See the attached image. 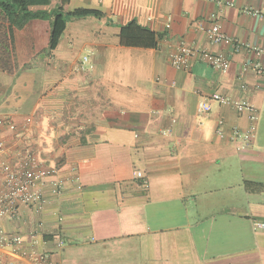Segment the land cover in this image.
Returning a JSON list of instances; mask_svg holds the SVG:
<instances>
[{
	"label": "crops",
	"instance_id": "1",
	"mask_svg": "<svg viewBox=\"0 0 264 264\" xmlns=\"http://www.w3.org/2000/svg\"><path fill=\"white\" fill-rule=\"evenodd\" d=\"M36 1L43 4L32 10L103 17L69 19L53 51L51 20L11 30L0 18V43L11 41L8 69L0 65V119L17 127L0 126V164L29 149L59 169L63 185L60 193L45 187L43 210L24 206L0 229L23 235L26 246L38 233L56 264H264V231L254 228L264 223V76L253 68L240 76L245 63L264 66V53L214 45L206 33L216 14L231 39L264 50V19L245 12L264 13V0ZM131 22L152 32L156 47L122 44ZM181 44L226 54L231 68L194 57L175 69ZM215 94L253 105L258 120ZM252 126L251 146L237 150L235 131Z\"/></svg>",
	"mask_w": 264,
	"mask_h": 264
},
{
	"label": "built area",
	"instance_id": "2",
	"mask_svg": "<svg viewBox=\"0 0 264 264\" xmlns=\"http://www.w3.org/2000/svg\"><path fill=\"white\" fill-rule=\"evenodd\" d=\"M219 5L227 3L226 0H217ZM245 12H251L259 15L264 19V13L246 9ZM211 26L206 30L208 40L214 45H220L230 41L233 43L234 51L241 52L248 50L256 55L262 56L264 50L254 47L249 43L238 42L231 39L224 31L221 22L216 14L210 17ZM170 21L167 28H170ZM201 29H203L201 27ZM198 57L200 61L208 64L216 71L226 73L231 68L230 58L223 53H211L186 44H181L176 52L171 56V64L175 69H186L189 61ZM89 58L83 59V65L88 63ZM253 68L259 76H264V66L260 62L252 65L243 64L240 76L243 77L247 71ZM85 69V68H83ZM212 100L221 105H232L241 113L249 112L252 114L253 121L258 120L257 110L248 103L234 102L222 95L215 94ZM211 111V105L203 102L199 105V112L207 115ZM32 118H28L24 131H29L32 124ZM6 125L11 131L16 132L17 127L9 120L0 119V126ZM219 125H223V121H219ZM255 126L245 133L235 131L232 141L237 150H246L251 146L255 136ZM218 134L223 136V132L218 130ZM5 150V142L0 136V151ZM59 169L49 166L45 161L35 154L32 150L27 149L14 164H0V220L16 221L20 218L21 208L24 206L34 207L37 211L43 210L47 200L44 192L45 187L50 185L55 192L62 191V182L58 179ZM139 176H142L139 173ZM254 228L258 231H264L263 222H254ZM30 244L26 246L25 237L21 234L9 233L0 229V264H56L52 260V254L39 249L38 233H32L30 236ZM64 241H58L55 244L57 251H61Z\"/></svg>",
	"mask_w": 264,
	"mask_h": 264
},
{
	"label": "trees",
	"instance_id": "3",
	"mask_svg": "<svg viewBox=\"0 0 264 264\" xmlns=\"http://www.w3.org/2000/svg\"><path fill=\"white\" fill-rule=\"evenodd\" d=\"M43 4L41 1L36 0H0V12L7 19L9 27L12 30L24 28L32 20H51L52 30L50 37V51L57 48L60 38L62 37L66 24L69 19H81L86 17H103V13L88 9H79L73 12L65 13L63 6L52 10H32L31 7ZM155 35L141 28L136 22H131L122 28L121 42L128 47H156ZM0 48V65L5 70L8 69V54L9 46L11 41L8 39L4 41ZM6 58V59H5Z\"/></svg>",
	"mask_w": 264,
	"mask_h": 264
},
{
	"label": "rangeland",
	"instance_id": "4",
	"mask_svg": "<svg viewBox=\"0 0 264 264\" xmlns=\"http://www.w3.org/2000/svg\"><path fill=\"white\" fill-rule=\"evenodd\" d=\"M1 16H2V14H1V12H0V18H1Z\"/></svg>",
	"mask_w": 264,
	"mask_h": 264
}]
</instances>
